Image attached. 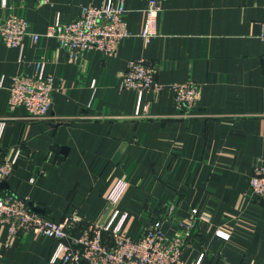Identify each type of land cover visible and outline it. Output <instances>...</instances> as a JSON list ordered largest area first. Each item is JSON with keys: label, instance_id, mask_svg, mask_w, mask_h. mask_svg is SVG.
I'll return each instance as SVG.
<instances>
[{"label": "crops", "instance_id": "1", "mask_svg": "<svg viewBox=\"0 0 264 264\" xmlns=\"http://www.w3.org/2000/svg\"><path fill=\"white\" fill-rule=\"evenodd\" d=\"M123 1L131 36L116 54L88 50L70 63L47 27L101 0H5V8L0 0V18L21 17L39 37L17 48L0 37V148L14 163L0 196L26 199L54 222L105 225L126 214L121 232L132 239L173 206L162 230L188 234L183 264H264V202L249 193L251 168L264 159V0H159L148 41L140 37L148 0ZM133 60L155 66L161 93L118 88ZM20 74L54 77L47 117L9 110ZM189 81L199 95L178 117L168 87ZM118 182L127 190L112 221L107 196ZM192 209L199 219L186 229ZM57 245L32 234L9 245L0 227V264H61Z\"/></svg>", "mask_w": 264, "mask_h": 264}, {"label": "built area", "instance_id": "2", "mask_svg": "<svg viewBox=\"0 0 264 264\" xmlns=\"http://www.w3.org/2000/svg\"><path fill=\"white\" fill-rule=\"evenodd\" d=\"M36 1L38 4L49 2ZM1 5L6 7L5 0ZM160 11L159 0L147 1L140 33V37L146 41L157 35ZM126 13L123 0H101L98 6L83 5L80 15L67 25H49L46 36L56 40L57 50L70 63H77L82 53L88 50H97L105 57H113L118 44L131 36L125 20ZM27 29L28 24L21 17L8 15L0 18V37L8 47H20L26 35H31L33 42H36L38 35L29 34ZM39 68L40 64H37L36 70ZM155 74L156 68L152 63L130 61L120 77L118 88L161 93L164 86L156 80ZM53 82L51 75L38 77L20 74L12 77L8 88L9 110L23 109L24 120L37 121L47 117L51 108ZM168 88L172 92L177 116L187 117L199 95V86L189 81ZM10 118L16 117L12 115ZM13 167V161L7 159L0 148V181L9 177ZM126 190V184L118 182L107 196L112 221L118 214L116 208ZM249 193L257 203L264 202V159H259L251 168ZM172 212L173 206L166 207L163 216L147 225L138 239H132L121 232L126 214L120 215L113 225H82L73 218L54 222L31 211L26 199L12 193L0 196V227L6 228L9 245L25 234L48 237L58 242L53 259L59 258L61 264H183L180 259L188 245V234L181 232L168 238L162 230L163 221L171 218ZM191 215L192 219L184 225L186 229L199 219L196 209L191 210ZM217 235L228 237L221 231H217ZM200 259L193 264H198Z\"/></svg>", "mask_w": 264, "mask_h": 264}, {"label": "water", "instance_id": "3", "mask_svg": "<svg viewBox=\"0 0 264 264\" xmlns=\"http://www.w3.org/2000/svg\"><path fill=\"white\" fill-rule=\"evenodd\" d=\"M3 184H4V182H0V186H2ZM29 207H30L31 211L41 213V211L38 208L34 207L33 204H29Z\"/></svg>", "mask_w": 264, "mask_h": 264}, {"label": "trees", "instance_id": "4", "mask_svg": "<svg viewBox=\"0 0 264 264\" xmlns=\"http://www.w3.org/2000/svg\"><path fill=\"white\" fill-rule=\"evenodd\" d=\"M85 224V223H82V225Z\"/></svg>", "mask_w": 264, "mask_h": 264}]
</instances>
